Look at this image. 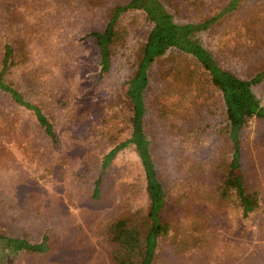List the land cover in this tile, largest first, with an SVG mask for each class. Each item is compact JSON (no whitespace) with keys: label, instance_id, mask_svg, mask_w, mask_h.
Returning a JSON list of instances; mask_svg holds the SVG:
<instances>
[{"label":"trees","instance_id":"1","mask_svg":"<svg viewBox=\"0 0 264 264\" xmlns=\"http://www.w3.org/2000/svg\"><path fill=\"white\" fill-rule=\"evenodd\" d=\"M242 1L225 0L213 8L209 0H127L108 7L103 26L83 35L90 39L96 51L92 57L95 70L90 74L94 83L87 87L90 75L81 77L79 66L75 64L72 69L70 65L76 58L59 63L57 70L45 59H32L30 45L47 44L52 35L59 32L61 25L57 16L62 19L66 15L58 12L59 1L0 0V92L18 107V112L29 116L28 121L41 131L46 141L44 147L37 146L39 136L30 137L24 130L15 134L12 141L19 147L16 156H9L5 145L3 149L0 147V212L8 213L7 207L14 198L20 204L13 206L22 207L24 216L35 214V219L45 212L67 211L57 197L43 196L37 186L49 177L62 181L68 159L76 154H82L84 165L75 171V176H85L84 179L91 171L95 172L93 188L88 194L90 200H98L108 169L121 154L131 153L141 170L143 202L127 205L121 214L105 222L103 231L111 247L110 264H153L159 239L172 229L170 223L161 218L166 191L146 130L145 92L150 83V69L156 65L165 81L164 91L175 90L180 95L178 103L170 101L172 105L187 106L191 116L205 106L218 113L213 129L225 149L219 158L213 157L215 160L208 163L216 205L240 209L247 223L253 222L251 218L259 213L264 215V184L252 186L247 181L241 139L242 129L252 120L257 119L264 127V104L253 89L264 78V65L250 76H240L221 65L199 35L227 17L239 20L236 28L241 31L245 52L264 51V36L259 35L260 24L264 26V7L255 5L243 15ZM206 6H209L207 10ZM186 11L191 12V16ZM174 12L183 17L186 16L182 12L186 13V20H177ZM50 15H56L52 22L48 20ZM136 27L140 30L132 72L119 89H115L114 95L106 97L105 103L103 98L95 100L100 95L99 90H95L109 73L117 49L126 46ZM93 89L94 93L84 100L77 99L82 90L86 94ZM58 112H65L67 116L59 129L54 123ZM99 118L103 122L101 130L97 125ZM11 127L10 120L0 122L4 131L10 133ZM92 135H99L103 146L98 152L90 150L89 155L83 153V142ZM17 158L21 161L20 169H16L19 174L10 169ZM2 191L7 193L3 198ZM6 214L0 221L1 264H6L13 255L28 257L49 250L48 229L41 232L39 239L30 238L28 230L20 228L18 232L16 224H10ZM43 221L44 218L39 222ZM258 229L264 232V221ZM69 237L65 245L60 244L64 249L61 256L73 263L78 256L79 243ZM223 252L226 259L229 254ZM240 263L264 264V256L250 254Z\"/></svg>","mask_w":264,"mask_h":264},{"label":"rangeland","instance_id":"2","mask_svg":"<svg viewBox=\"0 0 264 264\" xmlns=\"http://www.w3.org/2000/svg\"><path fill=\"white\" fill-rule=\"evenodd\" d=\"M58 1L61 4L58 5V8L61 7L60 10L57 9L58 12L66 14L62 19L57 16L61 25L59 32H55L47 44L38 42L30 45L32 59H45L53 70H57L59 63L76 58V62L70 64L72 69L77 64L81 77H87L95 70L96 65L92 63V57H95L96 51L90 39L83 38L84 33L101 28L106 9L127 0ZM224 1L209 0V5L215 8ZM255 5L264 7V0H243L240 11L246 15ZM208 7L206 6L205 10ZM187 13L191 16V12ZM182 14L186 17L177 16L174 12L177 20L185 21L187 14ZM54 16L48 17L49 22L54 21ZM238 25L239 20L224 17L207 30L201 31L199 35L221 65L247 77L264 65V51L257 49L245 52L246 46L242 43L241 31L236 28ZM139 30V27L132 30L126 46L117 49L109 73L95 90L100 92L99 98L96 97L95 100L103 98L101 100L105 103L106 97H111L112 93L114 95L115 89H119L123 80L132 72ZM259 30V35L264 36L262 24ZM157 69L156 65L151 67L150 83L145 92L146 130L166 191V203L160 212L161 218L168 221L172 229L166 237L159 239L153 264H241L240 260L250 254L257 253L263 257L264 232L260 231L258 226L264 221V215L259 213L251 218L253 222L247 223L246 219L241 217L240 209L230 206L218 207L214 201L208 163L213 157L219 158L225 149L221 138L213 129L219 119L218 113L214 112V108L205 106L196 115L191 116L187 106L172 105L170 101L178 103L180 95L175 90L171 93L164 91L165 81ZM87 83V87L93 86L91 75ZM253 89L264 104V78L254 85ZM93 93L94 89L86 94H83L82 90L77 99L84 100ZM165 107H169L171 111H166ZM24 115L26 114L18 112V107L0 92V122L10 120L12 126L10 133L0 128V147L3 149L5 145L4 149L9 156H16L19 147H15L12 141L19 131L27 130L30 137L38 135L37 146L44 147L46 143L41 131L28 121L29 116L26 115L27 121L24 123ZM54 116L55 127L59 129L67 116L65 112L55 113ZM97 122L100 130L103 129L102 120L99 118ZM249 124L241 131L242 159L247 181L252 186H261V183L264 184V127L257 119ZM28 135L26 134V139ZM83 144V153L89 155L90 150L98 152L103 146L99 135L90 136ZM82 158V154H76L68 159L62 181L49 177L40 181L37 186L43 196L57 197L63 207H67V211L61 209L58 213L45 212L41 217L38 215L37 220L35 214L28 213L24 216L21 214L22 207L13 206L20 204L16 198L10 200L7 207L9 214L4 213H7L5 217L10 224H16L18 232L20 228L25 229L28 230L30 238L39 239L41 232L48 229L51 240L46 253L28 257L22 254L13 255L6 260V264H110L111 247L103 228L108 219L121 214L127 205L143 202L141 170L133 154H121L104 177L101 197L98 200H90L88 192L93 188L95 172L91 171L84 179L82 177L85 176H75V171L84 165ZM95 158L96 156L93 157L94 160ZM17 159L11 170L20 169L21 161ZM17 173L19 174V171ZM6 195L4 191L1 192L2 198ZM4 213L0 212V221L4 219ZM42 218L44 221L39 222ZM69 236L79 243L78 256L74 258L73 263L61 256L64 249L60 244L65 245ZM223 251L229 254L226 259L223 258ZM78 260L80 263H77Z\"/></svg>","mask_w":264,"mask_h":264}]
</instances>
